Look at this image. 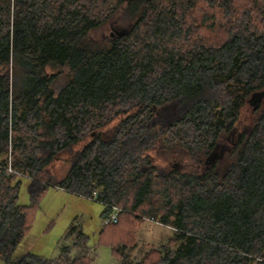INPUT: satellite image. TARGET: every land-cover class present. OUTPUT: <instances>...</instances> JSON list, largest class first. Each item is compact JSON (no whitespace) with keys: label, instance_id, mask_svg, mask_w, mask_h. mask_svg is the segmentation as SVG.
Returning a JSON list of instances; mask_svg holds the SVG:
<instances>
[{"label":"trees","instance_id":"obj_1","mask_svg":"<svg viewBox=\"0 0 264 264\" xmlns=\"http://www.w3.org/2000/svg\"><path fill=\"white\" fill-rule=\"evenodd\" d=\"M263 89L264 0H0V262H94L14 257L55 186L120 209L118 264H264ZM147 220L177 233L132 262Z\"/></svg>","mask_w":264,"mask_h":264},{"label":"rangeland","instance_id":"obj_2","mask_svg":"<svg viewBox=\"0 0 264 264\" xmlns=\"http://www.w3.org/2000/svg\"><path fill=\"white\" fill-rule=\"evenodd\" d=\"M55 87H59L58 82L55 83ZM116 124L117 121H114L97 130L103 138L108 139L112 136ZM89 134L91 130L88 131ZM19 153L21 154V150ZM67 155L66 152L63 153L62 158ZM180 159L179 156L178 161ZM180 162L187 164L188 159L184 156ZM10 168L12 171L9 170ZM53 169L55 174L62 176L66 166L58 162L53 165ZM8 172L15 175L14 182L21 181L19 203L28 205L30 199L27 174L14 170L11 166ZM108 211V207L96 198H88L64 188L51 186L36 212L27 236L17 247L14 257H22L27 252H33L56 262L59 257L72 259L88 253L94 258L92 264H118L112 256L111 249L98 243V233L104 225ZM176 233L177 229L173 224L166 225L159 221L147 220L137 233L135 246L127 249L126 253L132 262H139L151 248L163 250ZM176 248L177 246L172 247L173 250ZM0 264L5 263L1 261Z\"/></svg>","mask_w":264,"mask_h":264},{"label":"built area","instance_id":"obj_3","mask_svg":"<svg viewBox=\"0 0 264 264\" xmlns=\"http://www.w3.org/2000/svg\"><path fill=\"white\" fill-rule=\"evenodd\" d=\"M10 171H12V169H9ZM109 211L107 216L104 218V223H109V222H117L118 220V212H119V208L113 205H109V204H105Z\"/></svg>","mask_w":264,"mask_h":264},{"label":"water","instance_id":"obj_4","mask_svg":"<svg viewBox=\"0 0 264 264\" xmlns=\"http://www.w3.org/2000/svg\"><path fill=\"white\" fill-rule=\"evenodd\" d=\"M117 34H120V35H123L124 34V31L122 32H119V31H116ZM113 35V33H112ZM264 98V89L255 93L252 97H251V103L252 104H255L256 102L258 101H261L262 99Z\"/></svg>","mask_w":264,"mask_h":264}]
</instances>
